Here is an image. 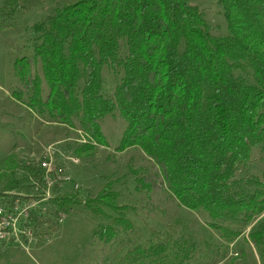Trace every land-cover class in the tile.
Returning <instances> with one entry per match:
<instances>
[{
    "label": "trees",
    "instance_id": "obj_1",
    "mask_svg": "<svg viewBox=\"0 0 264 264\" xmlns=\"http://www.w3.org/2000/svg\"><path fill=\"white\" fill-rule=\"evenodd\" d=\"M217 3L219 27L190 0H55L33 23L29 52L22 44L11 60L10 98L0 103L9 107L1 115L8 121L0 126L31 112L39 123L73 130L75 139L62 148L89 162L109 147L106 122L120 119L114 152L128 151L117 169L120 183L130 181L154 203L144 214L159 224L121 204L118 178L109 177L83 197L54 185L43 206L29 211L33 236L81 206L107 219L93 236L115 250L125 246L114 264H184L207 253L218 264L237 239L264 255V0ZM20 4L0 0V22ZM106 75L115 78L111 91ZM43 157L7 159L0 205L11 204V191L41 198ZM161 202L172 213L159 209ZM186 211L203 217L205 228ZM17 243L0 240V264H19Z\"/></svg>",
    "mask_w": 264,
    "mask_h": 264
},
{
    "label": "rangeland",
    "instance_id": "obj_2",
    "mask_svg": "<svg viewBox=\"0 0 264 264\" xmlns=\"http://www.w3.org/2000/svg\"><path fill=\"white\" fill-rule=\"evenodd\" d=\"M16 1L21 3V9L11 19L0 22V103H5L10 98L8 90L11 60L15 58L18 51L29 52L28 38L32 33L31 26L47 14L55 4V0ZM190 1L204 11L206 18L213 27L222 25L221 9L217 0ZM22 44L25 45L21 50L19 47ZM106 76L107 91H111L114 87L115 78L111 75ZM4 108L9 109L8 106L0 107V120L4 118L1 116ZM18 114L22 115L23 120L21 122L16 120V124L13 123L14 125L10 124L5 128L0 126V175L8 171L6 161L11 158L14 160L31 158L37 161L51 152L55 165L61 167L65 174L70 175L73 183H76L78 187L75 189L73 183L56 185L60 187L61 193L63 191L79 190L80 197H83L87 192L96 194L107 178H118L114 188L121 190L119 202L124 205L126 203L135 205V207L142 210L140 216L144 215L145 218H142L146 224L152 227L159 226L152 214H144L146 210L151 209L149 206H153L154 203L146 202V197L144 198V196L133 190L130 181L124 184L120 183L122 179L119 175H122V171L117 169L128 152H114L124 125L120 119L108 120L103 128L109 147H99L96 149V154L91 157L92 160L84 162L78 156L63 150L67 141L75 139V134L71 135V133H74L73 130L55 124L39 123L36 116L31 112L22 110V113L18 112ZM8 119L15 121L14 118L9 116ZM4 121L8 120L5 119ZM76 132L80 134H78V141L85 143L87 140L84 134L81 133L82 131ZM10 136H15V141L18 143H13L14 140L10 141ZM114 169L118 171V174L116 170L114 173ZM3 181L4 178L0 176V184ZM164 205L161 202L159 209H164ZM164 210L168 214L172 213V208ZM184 216L189 217L192 221H197L198 226L193 222L196 228H205L204 223L201 221L203 217L198 219L197 213L186 211ZM60 218L61 221H59ZM171 218L172 214L168 220L170 221ZM105 221H107L105 217L92 214L81 206L75 207L73 212L69 214L62 213L58 218L56 227L45 230L44 232H47L40 234V237L33 236L31 243L25 245V247L21 246L19 242L17 243L18 247L24 251L17 250L18 262L19 264H108L113 259L114 264L123 254L125 246H121V248L119 246L115 250L110 242L104 243L103 239L92 235V231L97 224ZM139 224L142 225L143 223ZM251 226L246 229V234ZM212 233L216 239H220L216 233ZM240 240L237 239L234 243L228 245L227 255L218 264H264V255H260L252 244L240 245ZM241 247L244 249L242 254L239 251ZM217 261L219 259L211 253H207L184 264H212ZM124 264H126L125 261Z\"/></svg>",
    "mask_w": 264,
    "mask_h": 264
},
{
    "label": "built area",
    "instance_id": "obj_3",
    "mask_svg": "<svg viewBox=\"0 0 264 264\" xmlns=\"http://www.w3.org/2000/svg\"><path fill=\"white\" fill-rule=\"evenodd\" d=\"M54 165L51 152L45 154L40 161V166L44 170L42 176L44 186L42 187L41 198L35 199L33 196L11 191V194L15 196L11 204L7 207L0 205V240L8 241L13 239L23 247L31 243L33 233L25 223L29 211L32 208L43 206V203L51 197V189L54 185L73 183L70 175L65 174L62 168L56 167V165L54 167ZM73 184H75L76 189L77 184ZM39 187V183H35V190H39ZM61 220L60 218L59 221Z\"/></svg>",
    "mask_w": 264,
    "mask_h": 264
}]
</instances>
